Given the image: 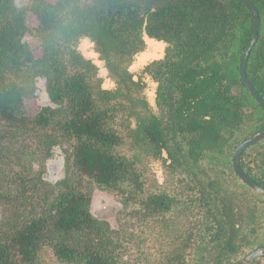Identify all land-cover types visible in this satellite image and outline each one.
Instances as JSON below:
<instances>
[{
    "label": "trees",
    "instance_id": "16d2710c",
    "mask_svg": "<svg viewBox=\"0 0 264 264\" xmlns=\"http://www.w3.org/2000/svg\"><path fill=\"white\" fill-rule=\"evenodd\" d=\"M251 1L262 24L247 77L264 98V0ZM253 31L241 0H30L21 8L0 0V175L10 174L12 192H0L12 211L0 224V264H46L49 254L52 264H142L125 259L128 246L93 215L95 187L121 197L122 219L162 220L163 264H206L214 246L213 264H241L264 246V195L233 169L237 148L264 131V110L239 70ZM146 36L167 44L165 58L142 71L158 84L156 110L129 70ZM84 39L114 89L103 88L97 66L80 53ZM39 79L52 105L30 115L26 101ZM117 123L147 156L166 164L167 152V169L187 174L194 198L148 192L136 162L119 152ZM64 145L65 176L49 182L46 163ZM240 166L264 187V141Z\"/></svg>",
    "mask_w": 264,
    "mask_h": 264
},
{
    "label": "rangeland",
    "instance_id": "374dc122",
    "mask_svg": "<svg viewBox=\"0 0 264 264\" xmlns=\"http://www.w3.org/2000/svg\"><path fill=\"white\" fill-rule=\"evenodd\" d=\"M29 1L30 0H15V3L19 8H21L25 4H28ZM29 24L31 26H36L38 21L31 17L29 19ZM145 38L146 40L150 39L147 36ZM28 41L31 46L36 49V54L39 55L40 50L38 40L29 37ZM148 42L146 43L144 53L149 50V53L153 52L154 57L160 54L159 56L165 58L167 44L160 46L158 43H154L153 45H150ZM78 49L86 59L91 60L97 66L98 76L103 79V88L107 90L114 89L116 84L113 80H111L106 64L100 60L99 55L95 52L94 44L91 43L90 40L84 39L81 41ZM142 53L136 56L135 61L129 70L135 75V81L138 82L140 80L139 76L142 78V81L145 84V89L143 90L142 95L146 98L151 107L156 110V92L158 84L151 76L142 73L143 69L146 67L144 63L139 62ZM149 64L150 63H147V66ZM48 105L50 106L52 103L47 93L46 80L39 79L36 84L35 95L26 101L27 111L30 115H36L42 107ZM119 124L120 123L115 124V128L124 137V144L119 148V152L136 162L139 171L143 175L148 192L161 190L167 191L174 196L179 195L194 198V194L192 192L188 190L185 191V187L190 181L187 174L177 173L174 175L167 169V165L171 163L167 152L163 154V158L168 160L166 164L163 160H157L147 156L145 153L132 146L131 141L127 136V132L121 127H118ZM174 141L176 147L178 148V139ZM68 150L69 147L67 145H64L62 148L57 147L54 150L53 157L48 160L45 166L46 172L44 177L47 181L55 183L64 178L66 152ZM34 168L39 169L37 164H34ZM9 177L10 174L6 176H3L2 174L0 175L1 193H5V191L7 194L12 193L11 191L8 192L10 189H7L6 184ZM190 177L196 178V180L198 179V176L194 174H190ZM85 185L87 184H83L84 187ZM92 191L91 211L96 218L105 222L110 227L116 238L120 239L126 246H128V250L123 254V257L142 264H163L161 252L163 250V246L167 243V238L161 231L160 222L162 220L157 222L149 220L145 224H141L137 221L133 222L134 220H125L126 217L122 219V217L126 215L124 212H127L128 215V210H124L121 197L118 196L115 191H105L96 187L93 188ZM2 201L3 200L0 197V224L12 217V211L9 205ZM215 207L220 210L219 205H216ZM195 213H197V210L194 211V214ZM171 218L173 217L167 216V218L163 220V223L169 222ZM221 219L222 221L225 220L222 217ZM218 253L219 248L215 246L212 247L206 264H213ZM46 260V264H52L50 254L47 255Z\"/></svg>",
    "mask_w": 264,
    "mask_h": 264
},
{
    "label": "water",
    "instance_id": "95a60500",
    "mask_svg": "<svg viewBox=\"0 0 264 264\" xmlns=\"http://www.w3.org/2000/svg\"><path fill=\"white\" fill-rule=\"evenodd\" d=\"M242 3L246 6V8L250 11L253 20H254V31L252 39L246 48L244 55L242 57V60L240 62V77L241 81L246 88V90L250 93L251 97L261 106V108L264 110V98L258 93V91L252 86L250 83L248 77H247V65L249 58L251 56V53L253 52L254 48L256 47L259 35H260V29H261V18L259 15L258 10L253 5L251 0H241ZM264 141V131L251 137L250 139L243 142L235 151L234 157H233V169L235 174L238 176V178L244 182L248 187L251 189L261 193L264 195V187L257 184L255 181H253L247 174L244 173L240 166V158L242 154L250 147L255 146L258 143H261ZM165 154V152H164ZM264 257V246L258 248L254 252H252L249 256H247L241 264H253L258 259Z\"/></svg>",
    "mask_w": 264,
    "mask_h": 264
},
{
    "label": "crops",
    "instance_id": "0c3cea01",
    "mask_svg": "<svg viewBox=\"0 0 264 264\" xmlns=\"http://www.w3.org/2000/svg\"><path fill=\"white\" fill-rule=\"evenodd\" d=\"M149 38V37H148ZM149 41V42H148ZM151 41V42H150ZM145 42L149 43L150 45H153L154 43H158L160 46L161 45H165V43L163 42H160V41H157V40H154V39H149V40H146L145 38ZM149 51V50H148ZM148 51H146L145 53L143 52L141 55V58L139 59V62L141 63H144L146 66H147V63H152L154 61H157V60H161L163 59V57L159 56L160 54L156 55L155 57L153 56V52L149 53ZM144 65V66H145Z\"/></svg>",
    "mask_w": 264,
    "mask_h": 264
}]
</instances>
